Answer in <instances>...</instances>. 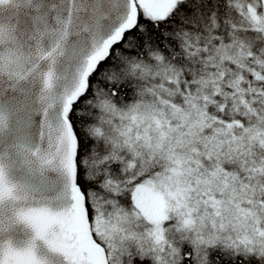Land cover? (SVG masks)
Returning <instances> with one entry per match:
<instances>
[{"label":"snow or ice","instance_id":"snow-or-ice-1","mask_svg":"<svg viewBox=\"0 0 264 264\" xmlns=\"http://www.w3.org/2000/svg\"><path fill=\"white\" fill-rule=\"evenodd\" d=\"M0 264H264V0H0Z\"/></svg>","mask_w":264,"mask_h":264}]
</instances>
